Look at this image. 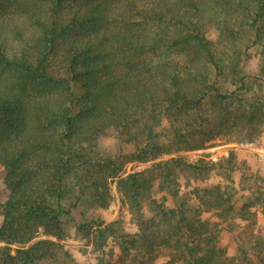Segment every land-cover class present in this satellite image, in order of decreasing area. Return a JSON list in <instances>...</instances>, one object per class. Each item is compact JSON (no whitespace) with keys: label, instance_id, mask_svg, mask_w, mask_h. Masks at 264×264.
<instances>
[{"label":"trees","instance_id":"obj_1","mask_svg":"<svg viewBox=\"0 0 264 264\" xmlns=\"http://www.w3.org/2000/svg\"><path fill=\"white\" fill-rule=\"evenodd\" d=\"M263 128L264 0H0V264H81L68 223L97 264H264V178L238 205L188 187L232 150L181 154ZM112 181L133 232L103 218Z\"/></svg>","mask_w":264,"mask_h":264},{"label":"rangeland","instance_id":"obj_2","mask_svg":"<svg viewBox=\"0 0 264 264\" xmlns=\"http://www.w3.org/2000/svg\"><path fill=\"white\" fill-rule=\"evenodd\" d=\"M247 67L251 72L256 71L257 56L254 53L252 58L248 61ZM106 146L111 149L113 140L108 139L105 142ZM230 150L235 155V166L229 174L222 173L220 169H215L206 176L204 179H191L189 182V188L193 186H206L209 184L221 183L222 187L228 186L235 191L234 199L238 205H241L245 200L246 190L240 186V178L242 175H258L264 178V128L261 135L253 142H232L227 137H220L210 142V144L202 149L183 151L181 154H186L192 159L199 157H206L208 159L216 160L220 156L228 155ZM143 164L137 162H130L126 166L125 173L133 170L141 169ZM264 188V185H263ZM112 200L109 206L103 211L102 215L105 222L117 221L116 227L120 231L133 232L136 225L131 222L130 214L126 210V206L123 205L120 197V193L116 188L115 181L111 183ZM254 208V207H253ZM209 213L207 212L205 216ZM68 234L61 241L64 249L68 250L75 262L81 264H97V253L93 250L91 244H86V241L79 238L75 232L73 226L66 224ZM255 230L259 231L264 236V214L260 211L257 213V222L255 224ZM220 243L226 246L228 253L233 255L236 252V240L235 237L225 228L220 232ZM112 239V238H111ZM113 241V240H110ZM111 245L113 244L110 242ZM2 244V242H0ZM115 252H118L117 246H115ZM115 257V256H114ZM115 264H118L117 262Z\"/></svg>","mask_w":264,"mask_h":264},{"label":"crops","instance_id":"obj_3","mask_svg":"<svg viewBox=\"0 0 264 264\" xmlns=\"http://www.w3.org/2000/svg\"><path fill=\"white\" fill-rule=\"evenodd\" d=\"M264 151V150H263Z\"/></svg>","mask_w":264,"mask_h":264}]
</instances>
